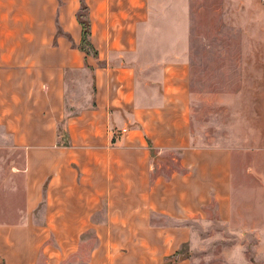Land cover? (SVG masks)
Wrapping results in <instances>:
<instances>
[{
  "label": "crops",
  "instance_id": "obj_1",
  "mask_svg": "<svg viewBox=\"0 0 264 264\" xmlns=\"http://www.w3.org/2000/svg\"><path fill=\"white\" fill-rule=\"evenodd\" d=\"M191 3L0 0V129L23 149L4 264H191L182 253L226 228L264 242V139L251 177L192 120ZM241 33L247 61L263 37Z\"/></svg>",
  "mask_w": 264,
  "mask_h": 264
},
{
  "label": "rangeland",
  "instance_id": "obj_2",
  "mask_svg": "<svg viewBox=\"0 0 264 264\" xmlns=\"http://www.w3.org/2000/svg\"><path fill=\"white\" fill-rule=\"evenodd\" d=\"M190 8L188 20L195 28L193 61H189L192 120L204 144L240 148L236 152L244 154L242 165L253 177L258 163L254 152L264 139V61H251L250 57L257 50L263 53L264 46L254 50L248 44L249 57L243 61L244 33L240 29L255 40L254 31L259 27L260 43L264 44V0H192ZM22 154L23 149L12 145L10 134L0 129V214L9 210L7 199L14 197V187L22 185L21 174L14 173ZM174 168L171 162L165 171L170 174ZM246 189L253 197V187ZM17 197L21 202L22 195ZM247 212L252 213L248 219L254 217V211ZM262 220L264 224V211ZM225 231V236L201 243L194 252L185 249L182 258H189L191 264H264V242L249 239L252 235L237 242L230 240L235 234ZM174 261L179 259L166 264ZM0 264L4 263L0 260Z\"/></svg>",
  "mask_w": 264,
  "mask_h": 264
},
{
  "label": "trees",
  "instance_id": "obj_3",
  "mask_svg": "<svg viewBox=\"0 0 264 264\" xmlns=\"http://www.w3.org/2000/svg\"><path fill=\"white\" fill-rule=\"evenodd\" d=\"M81 24H82V27H83L84 41L87 42L88 36L90 34L89 22L86 21V20H81Z\"/></svg>",
  "mask_w": 264,
  "mask_h": 264
}]
</instances>
